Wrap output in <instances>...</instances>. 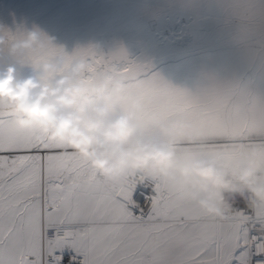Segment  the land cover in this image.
Returning a JSON list of instances; mask_svg holds the SVG:
<instances>
[{
  "label": "snow or ice",
  "instance_id": "obj_1",
  "mask_svg": "<svg viewBox=\"0 0 264 264\" xmlns=\"http://www.w3.org/2000/svg\"><path fill=\"white\" fill-rule=\"evenodd\" d=\"M141 118L164 114L147 92ZM209 214L177 174L107 176L0 111V264H264V203Z\"/></svg>",
  "mask_w": 264,
  "mask_h": 264
},
{
  "label": "rangeland",
  "instance_id": "obj_2",
  "mask_svg": "<svg viewBox=\"0 0 264 264\" xmlns=\"http://www.w3.org/2000/svg\"><path fill=\"white\" fill-rule=\"evenodd\" d=\"M31 1L0 0V21L39 25L69 52L119 55L137 94L185 120L170 138L180 159L264 174V0H198V13L166 0Z\"/></svg>",
  "mask_w": 264,
  "mask_h": 264
},
{
  "label": "clouds",
  "instance_id": "obj_3",
  "mask_svg": "<svg viewBox=\"0 0 264 264\" xmlns=\"http://www.w3.org/2000/svg\"><path fill=\"white\" fill-rule=\"evenodd\" d=\"M166 2L193 13L200 6L198 0ZM13 23L15 28L0 21V111L13 113L22 127L36 126L67 144L104 175L177 173L202 209L224 215L219 190L231 185L226 162L180 159L170 138L186 126L185 120L164 119L158 112L142 119L144 97L134 91L138 82L119 55L92 45L69 52L39 25ZM117 51L123 52V46ZM237 179L251 197L264 202V174L249 166Z\"/></svg>",
  "mask_w": 264,
  "mask_h": 264
},
{
  "label": "built area",
  "instance_id": "obj_4",
  "mask_svg": "<svg viewBox=\"0 0 264 264\" xmlns=\"http://www.w3.org/2000/svg\"><path fill=\"white\" fill-rule=\"evenodd\" d=\"M245 168L240 171L237 169L230 171L228 179L231 181V185L229 187L221 188L219 207L223 210L224 214L233 210V204L241 198L247 200L251 206H255L258 203H264L256 201L254 197H251L248 189L237 179V177L243 173ZM257 172L259 171L257 170ZM262 173H264V171H262Z\"/></svg>",
  "mask_w": 264,
  "mask_h": 264
},
{
  "label": "bare ground",
  "instance_id": "obj_5",
  "mask_svg": "<svg viewBox=\"0 0 264 264\" xmlns=\"http://www.w3.org/2000/svg\"><path fill=\"white\" fill-rule=\"evenodd\" d=\"M35 1V3H33ZM33 4L32 5H35L37 2H36V0H33V1H31ZM46 4V3H45ZM38 5V4H37ZM31 6V5H30ZM38 8V7H37ZM36 9V8H35ZM47 10H49V9H47ZM52 11V10H51ZM49 12V11H48ZM48 12H46L47 14H48ZM52 13L54 14V11H52ZM50 15V14H49ZM161 17V16H160ZM162 18V17H161ZM64 42V41H63ZM66 44V43H65ZM154 47V46H153ZM69 49V48H68ZM156 49V48H155ZM70 50V49H69ZM125 64V63H124ZM124 64H123V66H124ZM132 66V65H131ZM169 117V116H168ZM172 117V116H171ZM191 127V126H190ZM180 132V131H179ZM258 174H259V172H258Z\"/></svg>",
  "mask_w": 264,
  "mask_h": 264
}]
</instances>
